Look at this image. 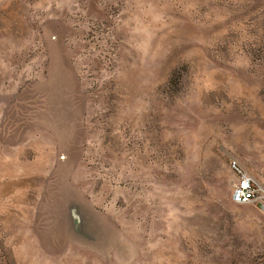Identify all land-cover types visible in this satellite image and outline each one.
Instances as JSON below:
<instances>
[{
	"label": "rangeland",
	"instance_id": "obj_1",
	"mask_svg": "<svg viewBox=\"0 0 264 264\" xmlns=\"http://www.w3.org/2000/svg\"><path fill=\"white\" fill-rule=\"evenodd\" d=\"M0 264H264V0H0Z\"/></svg>",
	"mask_w": 264,
	"mask_h": 264
},
{
	"label": "built area",
	"instance_id": "obj_2",
	"mask_svg": "<svg viewBox=\"0 0 264 264\" xmlns=\"http://www.w3.org/2000/svg\"><path fill=\"white\" fill-rule=\"evenodd\" d=\"M232 163L236 168L239 167L235 161ZM253 185L254 184L246 175L242 176L233 191V201L236 203H249L251 200H253L255 196V188Z\"/></svg>",
	"mask_w": 264,
	"mask_h": 264
},
{
	"label": "water",
	"instance_id": "obj_3",
	"mask_svg": "<svg viewBox=\"0 0 264 264\" xmlns=\"http://www.w3.org/2000/svg\"><path fill=\"white\" fill-rule=\"evenodd\" d=\"M70 218H71V224H72L73 230L75 232L81 231L82 230V219L77 210V206L74 204L70 207Z\"/></svg>",
	"mask_w": 264,
	"mask_h": 264
}]
</instances>
